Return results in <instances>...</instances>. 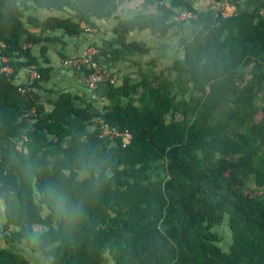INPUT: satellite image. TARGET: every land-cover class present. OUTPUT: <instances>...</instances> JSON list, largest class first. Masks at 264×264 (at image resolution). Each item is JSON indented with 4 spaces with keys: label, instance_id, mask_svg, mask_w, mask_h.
Segmentation results:
<instances>
[{
    "label": "trees",
    "instance_id": "obj_1",
    "mask_svg": "<svg viewBox=\"0 0 264 264\" xmlns=\"http://www.w3.org/2000/svg\"><path fill=\"white\" fill-rule=\"evenodd\" d=\"M127 1L0 0V70H13L0 72V264H264V1L251 11L233 2L226 17L145 0L148 14L119 21L96 60L146 56L132 32L164 38L184 23L172 18L193 12L200 30L168 75L110 85L102 109L67 93L51 110L42 103L43 44L88 33ZM29 70L40 80L19 82ZM99 120L130 143L104 137Z\"/></svg>",
    "mask_w": 264,
    "mask_h": 264
},
{
    "label": "crops",
    "instance_id": "obj_2",
    "mask_svg": "<svg viewBox=\"0 0 264 264\" xmlns=\"http://www.w3.org/2000/svg\"><path fill=\"white\" fill-rule=\"evenodd\" d=\"M145 0L127 1L122 4L118 12L109 20H94L96 28L88 31L79 37L61 36V33H56L60 37V41L49 42L45 45L48 49L47 56L50 60L51 74L50 79L43 85V90L40 92L42 103L47 110L52 109V102L57 99L60 94H71L79 96L86 102L92 103L96 108L102 109L108 104V96L110 93V85L120 86L125 81L130 84H136L142 80L154 81L162 75L167 76L166 71L172 66L176 59H182L184 52L181 49V41L190 40L195 33L200 30V25H194L190 21H186L177 29L173 28L170 33L164 37H156L149 30L142 32L134 31L129 36V41L143 42L150 47V53L146 56H136L124 62H109L105 58H100L102 69L110 75L106 82L100 83L96 88L90 89L85 82L82 74L73 71L71 68L63 65V60L60 52L64 51L67 59L81 57L89 48L101 46L106 42H111L114 39L113 29L119 21H128L136 17L148 14L144 9ZM194 8L199 12H206L214 6L211 0H189ZM264 0H225L222 1L219 9L226 17L232 16L237 8L233 2L239 5V10L251 11L260 6ZM169 4L170 0H165ZM215 10V9H214ZM227 10H230L228 13ZM69 12V11H68ZM179 11L176 13L178 14ZM228 13V14H227ZM42 17L49 16H68L66 12H49L40 11ZM180 21L178 17L171 19V22ZM34 55L37 56L42 63L41 46L34 49ZM28 76L27 72H22L19 77V82H24ZM3 204V207H2ZM4 203L0 200V221L3 220ZM4 246V245H3ZM40 264V260H38ZM47 264V263H46Z\"/></svg>",
    "mask_w": 264,
    "mask_h": 264
},
{
    "label": "built area",
    "instance_id": "obj_3",
    "mask_svg": "<svg viewBox=\"0 0 264 264\" xmlns=\"http://www.w3.org/2000/svg\"><path fill=\"white\" fill-rule=\"evenodd\" d=\"M214 9L216 11L220 10L219 7L222 2L218 0H211ZM178 19L181 21H194L197 19V15L193 12L182 11ZM92 29H89L91 31ZM100 50L97 47L89 48L81 57L65 60L63 62L64 66L71 68L73 71L82 74L85 78V82L87 83L90 89L96 88L100 83L106 82L109 80L110 75L105 72L100 63L96 60L99 55ZM6 61V60H5ZM0 72L12 74L13 70L10 67H3ZM30 78V84H33L35 81L40 80L41 76L36 70H29L27 72ZM35 88L29 87L28 91H34ZM23 91V90H22ZM29 116H36V112L33 110ZM100 128L102 129L103 136L109 139L114 138H122L124 140V146L130 143L132 139V135L130 132H120L116 129H111L107 124H105L102 120H99ZM26 140V139H25ZM18 150H22V142L18 144Z\"/></svg>",
    "mask_w": 264,
    "mask_h": 264
},
{
    "label": "rangeland",
    "instance_id": "obj_4",
    "mask_svg": "<svg viewBox=\"0 0 264 264\" xmlns=\"http://www.w3.org/2000/svg\"><path fill=\"white\" fill-rule=\"evenodd\" d=\"M224 1H225V0H224ZM227 12L229 13L230 10H227ZM228 13H227V14H228ZM248 184H249V187H250L251 189H256V190H257V186H256V184L253 182V180H250ZM259 191H260L261 193L264 194V191H262L261 189H259ZM2 207H3V204H2ZM218 231H219V233H220V234L223 236V238H224V244H222L223 247H224V249H225V250H228L229 245H230L231 242H232V239H231V233H230V231H229V228H228L226 225H224L223 227L219 228ZM3 245H4V244H3ZM40 260H41V259H40ZM37 264H39V263H37ZM40 264H46V263L40 261Z\"/></svg>",
    "mask_w": 264,
    "mask_h": 264
}]
</instances>
